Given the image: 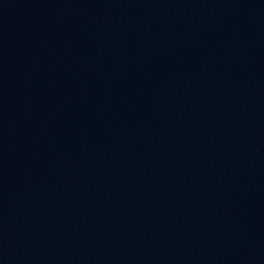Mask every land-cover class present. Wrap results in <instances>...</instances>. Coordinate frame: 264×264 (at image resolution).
Segmentation results:
<instances>
[{
  "label": "water",
  "instance_id": "obj_1",
  "mask_svg": "<svg viewBox=\"0 0 264 264\" xmlns=\"http://www.w3.org/2000/svg\"><path fill=\"white\" fill-rule=\"evenodd\" d=\"M0 264H264V0H0Z\"/></svg>",
  "mask_w": 264,
  "mask_h": 264
}]
</instances>
